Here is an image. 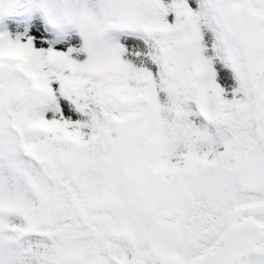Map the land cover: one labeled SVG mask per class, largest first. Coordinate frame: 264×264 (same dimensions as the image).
I'll use <instances>...</instances> for the list:
<instances>
[{
    "label": "snow or ice",
    "instance_id": "snow-or-ice-1",
    "mask_svg": "<svg viewBox=\"0 0 264 264\" xmlns=\"http://www.w3.org/2000/svg\"><path fill=\"white\" fill-rule=\"evenodd\" d=\"M0 264H264V0H0Z\"/></svg>",
    "mask_w": 264,
    "mask_h": 264
}]
</instances>
